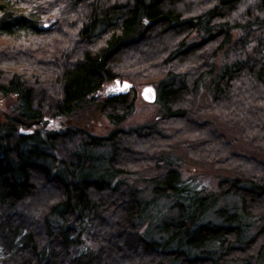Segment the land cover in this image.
I'll return each instance as SVG.
<instances>
[{
    "label": "trees",
    "instance_id": "trees-1",
    "mask_svg": "<svg viewBox=\"0 0 264 264\" xmlns=\"http://www.w3.org/2000/svg\"><path fill=\"white\" fill-rule=\"evenodd\" d=\"M142 84L160 121L125 129ZM0 95V264H264V159L192 113L264 148V0H0ZM93 107L107 134L72 121ZM174 125L215 188L166 155Z\"/></svg>",
    "mask_w": 264,
    "mask_h": 264
},
{
    "label": "rangeland",
    "instance_id": "rangeland-1",
    "mask_svg": "<svg viewBox=\"0 0 264 264\" xmlns=\"http://www.w3.org/2000/svg\"><path fill=\"white\" fill-rule=\"evenodd\" d=\"M146 86H149V84L135 86L136 98L134 99V110L130 115L128 121L123 125V128L126 129L151 123L157 124L160 121L161 116L159 115L158 106L154 102H148L142 96V89ZM14 105L15 98L13 96L11 97L0 95V115L10 113ZM192 109V113L193 115H195L193 116L195 120L203 122L212 121L215 125L212 122L211 123L217 129L219 128L222 132H226L228 134V138L236 142L239 151L251 156H255L259 159H264V148L252 145L249 142L243 140L241 137V133L237 128L238 126H236L235 123L228 125L227 120L225 119L223 114H221V112L219 113L217 111L210 110V104L208 102H202L201 100H198L192 106ZM72 121L75 124L90 129L92 132L98 135L107 134L114 128V125L109 121V119L94 107L79 110L72 117ZM52 125L53 124H47L45 128L52 129ZM180 129L181 126L179 127L178 125H174L173 128H164L165 133L168 137L166 138V140L168 141L166 143L169 144H166L167 148H165L164 150L165 153H169L166 155L173 159L177 157L178 164L181 167L184 177H195L205 186L215 188L217 186L219 176H217L216 172L214 171V163L212 161H207L205 158H201L198 155H194L191 152V149H188V145H191L189 138H183L182 136L177 134V131H179ZM134 149L136 150L138 148ZM136 151L138 152L139 149ZM148 152H150V154H153V151L151 150ZM153 157L158 156L153 155L152 158ZM154 166L155 165H149L148 167H145L141 170L140 175L142 176V178H138V185L140 187H146V183L143 181V178H145L146 176H153L156 173V171H154ZM160 166L161 165H159L158 169H160ZM163 209L165 210V207H163Z\"/></svg>",
    "mask_w": 264,
    "mask_h": 264
},
{
    "label": "water",
    "instance_id": "water-1",
    "mask_svg": "<svg viewBox=\"0 0 264 264\" xmlns=\"http://www.w3.org/2000/svg\"><path fill=\"white\" fill-rule=\"evenodd\" d=\"M133 87V84L128 81H120L116 80V82L112 85L106 86L105 92L106 95L109 97H116L118 95L126 94L131 88ZM142 96L144 99H146L148 102L153 103L156 99V91L154 86H146L142 89ZM47 124H53V120L49 118H44L41 125L43 127H46ZM30 130L21 129V132H29Z\"/></svg>",
    "mask_w": 264,
    "mask_h": 264
}]
</instances>
